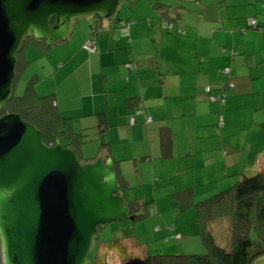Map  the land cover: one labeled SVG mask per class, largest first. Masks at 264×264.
I'll list each match as a JSON object with an SVG mask.
<instances>
[{"label": "crops", "instance_id": "crops-1", "mask_svg": "<svg viewBox=\"0 0 264 264\" xmlns=\"http://www.w3.org/2000/svg\"><path fill=\"white\" fill-rule=\"evenodd\" d=\"M151 1L156 18L147 10L127 24L126 33L119 28L127 21L115 14L73 19L68 37L44 53L41 67L52 86L47 92L60 115L89 135L80 159L100 150L103 158L112 157L126 201H143L132 191L143 183V172L156 181L179 174L184 179L179 186H187L192 168L200 174L196 178L212 184L204 197L264 166V0ZM160 2L168 8V21L175 22L171 31L160 26L154 8ZM252 17L262 31L250 26ZM94 24L100 28L92 34ZM88 37L95 41L92 51L84 46ZM223 67L230 68L234 87L227 89L222 105L208 99L204 86L222 85L227 79ZM155 184L147 216L164 226L163 244L171 248L172 235L182 239L186 224L176 227V213L195 200L182 203ZM150 251L149 245L139 258Z\"/></svg>", "mask_w": 264, "mask_h": 264}, {"label": "water", "instance_id": "water-1", "mask_svg": "<svg viewBox=\"0 0 264 264\" xmlns=\"http://www.w3.org/2000/svg\"><path fill=\"white\" fill-rule=\"evenodd\" d=\"M120 0H0V109L13 94L16 51L26 35L65 40L73 19L118 12ZM117 10V11H116ZM54 20L52 24L51 21ZM134 219L112 157L42 141L16 111L0 115V243L3 264H90L99 230ZM123 264H146L138 257ZM252 264H264V255Z\"/></svg>", "mask_w": 264, "mask_h": 264}, {"label": "trees", "instance_id": "trees-1", "mask_svg": "<svg viewBox=\"0 0 264 264\" xmlns=\"http://www.w3.org/2000/svg\"><path fill=\"white\" fill-rule=\"evenodd\" d=\"M154 8L159 13L161 21H168L167 6L160 2L156 3ZM250 21L251 18L249 23ZM51 23L53 24L54 20ZM250 26L262 31L257 21L254 25L250 23ZM99 28L95 24L91 25L89 32L94 34ZM88 39H92V37H88L84 42ZM30 44L40 47L43 53L53 45H47L44 39L35 38L32 35L24 37L16 51L14 86L21 79L27 67L24 53ZM232 53L234 54L236 51L232 50ZM224 68L226 67L222 69ZM225 76L227 79L222 85L229 81L232 82L229 79L231 77L230 70L229 76ZM37 80V76H32L28 79L21 94L13 93L0 109V115L16 111L23 119L31 122L41 131L42 141L45 144L54 143L55 139L59 138L63 145L74 147L80 155V146L90 140L89 135L86 132L76 131L72 120L60 115L52 93L38 94L34 87ZM102 144H106V142L102 141ZM96 155L97 153L82 162L91 161ZM189 191V189L184 190V192ZM175 195L178 196L176 193ZM179 199L183 201L182 198ZM186 200L189 201L186 204L192 203L188 194ZM126 202L129 206V213L134 215V219L145 217L151 213V210L145 208L148 202H140L137 199ZM192 205L196 208L194 223L198 227L199 236L206 251L199 254H179L176 256L167 253L146 254L142 258L146 264H252L256 258L264 255V166L255 173L242 174L234 184ZM141 207L143 208L141 209ZM218 219L228 220L229 235L226 246L216 244L211 231L210 225ZM106 242L103 243L106 250L125 249L121 239ZM131 258L134 256L129 257V259ZM126 260L128 258H123V263ZM99 262L107 264L105 254L99 257ZM0 264H3L1 243Z\"/></svg>", "mask_w": 264, "mask_h": 264}, {"label": "rangeland", "instance_id": "rangeland-1", "mask_svg": "<svg viewBox=\"0 0 264 264\" xmlns=\"http://www.w3.org/2000/svg\"><path fill=\"white\" fill-rule=\"evenodd\" d=\"M153 3L154 2H152L151 0H120L119 5L117 7L118 12L115 15H118L121 19L126 20L127 24H130L133 21H139L140 19L137 20V17H141L142 15H145L147 10L151 12L152 17L156 18V14L154 13L151 7ZM262 5L264 6V3ZM79 18L81 21L87 19V17H79ZM69 38H72V35ZM52 46H54V44ZM43 56L44 53L40 47L31 44L30 46L27 47L24 53V57L27 60V67L25 68L21 76V79L18 80L16 85L14 86L13 89L14 94L16 95L21 94L28 79H30L32 76L38 77V80L34 85L35 90L38 92V94L43 95V94H47L48 93L47 91H50V89L52 88L51 77H47L46 74L44 73V69H42L41 67L43 63L42 62L43 58L41 57ZM87 147L91 148V144L89 143ZM197 147L201 148V145L199 144ZM83 159L84 157L82 156L80 160L83 161ZM142 175H144L143 183H141L140 180V182H138V185L134 187L132 191L134 192V195L136 197H139L144 202L150 201L145 206V208L149 210H152V207L154 206V202H155L154 183H156L155 188L158 189V191L163 190V192H161L163 194L165 193L164 191L166 188H168L169 196L171 195L176 196L175 195L176 193L178 195L176 198L183 199L182 203L189 202L188 200H186L187 194L190 196V199L192 198V200H195L194 203H196L197 200L199 201L205 199L213 195L214 193L221 191V190H217L214 192H210L203 197L208 186L209 185L212 186V184H209L207 181H204L201 178H196L197 176L200 175L196 171V168H192L190 170V174L188 177L189 179L185 180V183H188L187 186H182V185L179 186L180 185L179 183H181L184 180L183 177L179 174L170 175L171 177L167 176L164 178H161L160 176L158 181H156L157 178H155V176L152 173L146 172L144 174L143 172ZM235 181L237 180H234V183ZM185 189H189L190 191L184 192ZM155 193H157L156 194L157 196L162 195L161 193L158 192ZM181 207L182 210H180L177 213L175 212L176 214H178L175 220V225L177 227L179 223H186V224L183 226L184 232L182 231V235H183L182 239H179V237L178 238L174 237L175 234L172 235L170 241L171 248H165L167 244H163V243L167 242V239L166 236L163 234L164 226L162 225L163 227L161 228V223H159V221L157 220L155 221L148 220V216L139 219L127 218L124 220H114L109 222L102 229H100L99 236L93 239L91 248L87 255L88 261L90 262V264H104L102 262H99V257L102 255L104 256L105 254V260L107 264H123V258L125 257L129 259V257L131 256L140 257L144 255L145 248H148L149 245L151 249L150 254L167 253L176 256L179 254L203 253L198 251L205 252L206 248L205 246L203 247L201 238L199 236L198 227L195 223H193L195 217V210H196L195 206L191 204L189 207H185V205H181ZM142 208L143 207H141V209ZM153 215L154 214H152L151 216ZM189 221H191L190 224H188ZM210 226H211L212 234L214 236L215 243L220 246H226L229 235L228 220L218 219L214 221ZM196 231L198 233H196ZM116 239L125 240L123 241L122 244L124 245L125 249L117 248L116 251L106 250L103 242L106 241L111 242ZM136 239H138L139 243H141L140 246L138 245ZM168 239H170V237ZM182 240H184L183 243Z\"/></svg>", "mask_w": 264, "mask_h": 264}, {"label": "built area", "instance_id": "built-area-1", "mask_svg": "<svg viewBox=\"0 0 264 264\" xmlns=\"http://www.w3.org/2000/svg\"><path fill=\"white\" fill-rule=\"evenodd\" d=\"M196 3H198L196 1ZM255 21L256 19L255 18H251V21L250 23L252 25L255 24ZM173 23L172 21H161V28L165 29L166 31H171L172 28H173ZM121 32L123 33H126L127 30H128V27H127V22L126 23H121L120 24V28ZM178 31L179 32H183L184 29H183V25L179 24V28H178ZM95 41L93 39H88L86 42H85V47L88 49V50H94L95 49V45H94ZM126 66L127 67H133L132 63H126ZM229 68L226 67L224 69H222L223 73L227 76H229ZM234 86V84L232 82H227L225 85H220V86H217L216 88H212L211 86L209 85H205L204 86V92L207 94V97L209 100L211 101H217L219 102L220 104H224L225 103V98H226V89L227 88H232ZM214 90V91H213ZM135 112H142V109L140 108H137L135 110ZM146 121L147 122H150L152 121V118L150 116H146ZM134 122V119H133V116L129 118V124H133ZM223 120L222 118H220V124H222ZM176 236H179V234H177Z\"/></svg>", "mask_w": 264, "mask_h": 264}, {"label": "flooded vegetation", "instance_id": "flooded-vegetation-1", "mask_svg": "<svg viewBox=\"0 0 264 264\" xmlns=\"http://www.w3.org/2000/svg\"><path fill=\"white\" fill-rule=\"evenodd\" d=\"M15 79V78H14ZM13 89H14V85H13ZM14 93V92H13Z\"/></svg>", "mask_w": 264, "mask_h": 264}, {"label": "clouds", "instance_id": "clouds-1", "mask_svg": "<svg viewBox=\"0 0 264 264\" xmlns=\"http://www.w3.org/2000/svg\"><path fill=\"white\" fill-rule=\"evenodd\" d=\"M49 144H53V143H49Z\"/></svg>", "mask_w": 264, "mask_h": 264}]
</instances>
